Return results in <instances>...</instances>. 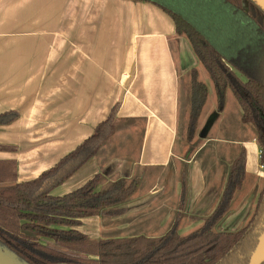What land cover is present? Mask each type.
<instances>
[{
    "label": "crops",
    "instance_id": "crops-1",
    "mask_svg": "<svg viewBox=\"0 0 264 264\" xmlns=\"http://www.w3.org/2000/svg\"><path fill=\"white\" fill-rule=\"evenodd\" d=\"M200 65L171 17L151 3L0 0V115L17 114L12 123L0 124V162L16 164L17 184L33 181L89 139L118 107L119 132L53 195L72 193L98 174L105 179L100 190L136 175L144 183L143 175L154 178L181 160V78ZM225 111L226 105L220 114ZM138 126L137 141L123 142L122 132L130 138ZM234 144L246 152V180L263 178L257 141ZM188 164L190 214L207 183L200 160ZM141 183L123 205L124 215L86 218L78 230L96 240L158 238L151 235V220L173 206L181 183L171 198H162L164 184L143 190ZM245 213L225 217L217 231H238ZM170 221L168 212L156 232Z\"/></svg>",
    "mask_w": 264,
    "mask_h": 264
},
{
    "label": "trees",
    "instance_id": "trees-1",
    "mask_svg": "<svg viewBox=\"0 0 264 264\" xmlns=\"http://www.w3.org/2000/svg\"><path fill=\"white\" fill-rule=\"evenodd\" d=\"M151 3L174 21L178 36L208 72L217 108L222 112L230 90L242 111V123L258 133L264 167V11L251 0H133ZM209 97L208 86L194 70L188 140L197 131ZM115 107L94 134L55 167L37 179L16 183V164L0 162V243L29 264H249L264 229V188L248 224L236 232H219L218 224L230 212L246 181V152L232 163L225 189L213 213L186 236L179 234L180 213L162 237L91 239L78 227L86 218L119 217L136 194L140 179H120L102 190L104 177L96 175L80 189L57 197L66 183L113 136ZM17 114L0 115V124ZM187 184L182 182V202ZM184 209L183 204L180 210Z\"/></svg>",
    "mask_w": 264,
    "mask_h": 264
},
{
    "label": "rangeland",
    "instance_id": "rangeland-1",
    "mask_svg": "<svg viewBox=\"0 0 264 264\" xmlns=\"http://www.w3.org/2000/svg\"><path fill=\"white\" fill-rule=\"evenodd\" d=\"M197 69L198 79L201 82L208 83L209 97L206 105L202 111L196 134L192 141L188 140V124L191 111V86L194 70L181 78V109H180V122L178 132L177 148L181 151V160L175 162L171 168L165 172L151 174L144 176V183H141L143 190L150 189L153 186H162L164 184L167 188V193L164 192L162 198H171L174 196V187L177 182L181 183L186 181L187 189L184 202L182 196L173 197L171 203L173 206H168L154 214V219L151 220L152 226L148 223L147 226L152 227L151 235L162 237L167 231L170 230L172 223L176 220L177 215L180 213L181 220L179 225V234L182 236L189 235L193 231L199 229L203 225V221L208 218L216 206L225 189L230 169L234 160L239 156V147L235 146V141H244L246 139H254L257 141L258 133L251 125H244L240 116L239 104L231 91L226 98V111L220 114L217 108L216 95L214 87L208 72L200 65ZM225 109V108H224ZM223 112V111H222ZM117 129L113 136L119 132V125L116 122ZM134 136L127 138L128 134L123 131L120 135L124 142L137 141L140 134L141 126L137 127ZM111 136L105 144L113 137ZM104 144V145H105ZM103 146L100 148L99 152ZM136 148L134 144L133 149ZM98 152V153H99ZM193 159L200 160L206 179V191L197 203L193 204L192 211L187 213V198H188V161ZM264 172V169H262ZM144 174V173H143ZM151 175V176H150ZM135 177L138 178L136 175ZM160 184H157V182ZM164 186V187H165ZM264 188V177L256 178L255 180H246L243 188L236 193L232 203L230 212L225 216H238L242 215V221L238 225L237 230L245 227L250 221L254 210L257 206L259 195ZM203 198V199H202ZM184 209L180 210V205ZM243 210V211H242ZM148 212V211H147ZM172 213L173 222L166 225L163 230L156 232L161 220L167 213ZM142 229V228H140ZM151 230V228H149ZM217 231V230H216ZM137 232V231H136ZM146 232V231H145ZM148 232H150L148 230Z\"/></svg>",
    "mask_w": 264,
    "mask_h": 264
},
{
    "label": "water",
    "instance_id": "water-1",
    "mask_svg": "<svg viewBox=\"0 0 264 264\" xmlns=\"http://www.w3.org/2000/svg\"><path fill=\"white\" fill-rule=\"evenodd\" d=\"M264 11V0H251ZM0 264H29L19 258L17 254L0 243ZM249 264H264V229L258 238L255 250L252 252Z\"/></svg>",
    "mask_w": 264,
    "mask_h": 264
},
{
    "label": "built area",
    "instance_id": "built-area-1",
    "mask_svg": "<svg viewBox=\"0 0 264 264\" xmlns=\"http://www.w3.org/2000/svg\"><path fill=\"white\" fill-rule=\"evenodd\" d=\"M260 154H261V152H260ZM262 169H264V167L262 166Z\"/></svg>",
    "mask_w": 264,
    "mask_h": 264
}]
</instances>
